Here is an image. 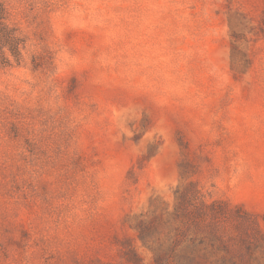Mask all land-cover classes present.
I'll return each mask as SVG.
<instances>
[{
	"label": "rangeland",
	"instance_id": "obj_1",
	"mask_svg": "<svg viewBox=\"0 0 264 264\" xmlns=\"http://www.w3.org/2000/svg\"><path fill=\"white\" fill-rule=\"evenodd\" d=\"M0 264H264V0H1Z\"/></svg>",
	"mask_w": 264,
	"mask_h": 264
},
{
	"label": "trees",
	"instance_id": "obj_2",
	"mask_svg": "<svg viewBox=\"0 0 264 264\" xmlns=\"http://www.w3.org/2000/svg\"><path fill=\"white\" fill-rule=\"evenodd\" d=\"M12 29L9 28L6 23V7L4 3L0 0V53L5 55V50H7L15 61L20 59L19 45L22 43L21 40L15 38ZM5 61L0 62V64L6 65L9 59L4 56Z\"/></svg>",
	"mask_w": 264,
	"mask_h": 264
}]
</instances>
